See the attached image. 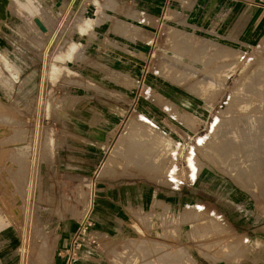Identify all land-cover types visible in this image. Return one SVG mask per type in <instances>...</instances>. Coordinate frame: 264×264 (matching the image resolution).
Returning a JSON list of instances; mask_svg holds the SVG:
<instances>
[{"label":"rangeland","instance_id":"rangeland-1","mask_svg":"<svg viewBox=\"0 0 264 264\" xmlns=\"http://www.w3.org/2000/svg\"><path fill=\"white\" fill-rule=\"evenodd\" d=\"M55 1L30 0L32 14L24 9L27 0H9L20 18L9 17L6 25L18 33L12 40H25L24 52L19 47L10 54L11 63L0 50V67L29 63L32 71L21 87L38 89L28 115L16 114L0 97V175L10 185L4 211L0 195V236L13 242L10 251L8 240L0 244V258L18 264L28 180L35 183L25 264H56L65 225L92 211L96 179L147 178L170 189L165 202L157 197L115 239L91 227L86 233L113 241L104 246L114 264H227V257L233 264H242L243 257L257 264L262 251L245 243L241 229L232 238L224 218L233 213L241 219L244 208L247 220L264 211V0H180L183 10H170L153 33L150 16L125 0H63L58 9ZM33 15L47 24V34ZM72 42L78 45L73 58L56 60ZM151 43L148 61L136 64L137 47ZM54 63L62 67L57 75ZM83 76L96 81L87 90L106 95L95 106L122 110V122L108 134L96 179L54 180L45 173L55 146L50 126L59 120L55 106L60 89L72 86L79 93ZM191 149L194 167L199 164L193 174L186 158ZM86 243L90 249L77 257L95 252L97 242Z\"/></svg>","mask_w":264,"mask_h":264},{"label":"crops","instance_id":"crops-1","mask_svg":"<svg viewBox=\"0 0 264 264\" xmlns=\"http://www.w3.org/2000/svg\"><path fill=\"white\" fill-rule=\"evenodd\" d=\"M29 1L27 0V3L23 4L24 9L34 14V8L30 7L31 3ZM126 1L136 6L139 5L140 10L150 16L152 23H150L151 27L149 28L152 33L154 32L153 30H156V21L159 24V22L166 19L171 14L170 10H183L180 0H138V4L136 1ZM9 17L19 19L20 14L15 7L10 6L9 0H0V50L6 54L7 58L10 54L14 55L19 50V47L22 48L19 51L24 52L21 44L25 42L22 37L21 44L15 39L12 40V36H18V33L15 32L16 29L14 27H7L6 21ZM33 18H39V16L33 15ZM139 46L136 51V64L143 62L142 60L144 62L148 61L152 51V43L150 45L140 44ZM9 59V62L13 63L10 57ZM18 62L20 61L17 60L15 62L16 68L12 67L11 63H8L9 70L5 69V67H0V97H2L4 103L12 104L16 114L28 115L32 104L31 100L35 98L38 84L35 78L37 86L31 91H28L29 88L24 89L21 87L23 79L32 71V65ZM17 68H20L19 71H17ZM37 68H39L38 72L40 71L41 75L42 66H38L37 63ZM93 82L96 81L83 76L79 84L84 85V87H78L79 93H75L72 86L60 89L61 96L60 100L58 99L59 101H57V104L60 105L55 106L59 120L50 126V129L55 132V146L52 149L53 159L46 166L45 176L49 175L54 180L58 177H62L65 180L92 181L96 179L95 175L105 154L106 139L108 134L122 122L119 115L123 116V111L105 107L102 109L95 106L96 102L106 98V95L87 90L86 85ZM102 82L105 81L102 80ZM65 84H71V81H65ZM132 89L131 87L130 90ZM1 142H11V139H3ZM95 181L96 185L90 186L97 189V196L94 199L95 204L92 211L86 221L71 222L65 225L59 237L56 264H114L110 257L111 251L108 250V252L104 246L113 241L103 243L104 240L100 238H98L99 241H96V238H91L94 242H97V247L94 249L95 252H89L90 255L86 257H77L76 254L71 255L67 251L71 247L81 224L89 222L96 233L105 234L109 236V239L112 237L115 239L123 227H129L130 222L134 220L133 218L139 212L145 214L150 211L157 197L162 196L161 200L164 202V199L167 200L170 197L169 188L154 185L147 178L120 183L105 179H96ZM9 189L8 178L1 174V211H4V199L5 202H8ZM231 204L234 206L238 205L232 201ZM244 211L245 215L237 220L233 219V213L227 214V217L224 218L226 219L225 222L227 227L232 230V238L234 233H238V230L241 229L242 232L240 234L243 235L242 238L245 239V243L247 245L254 244L259 250L261 249L263 256H257V264H264V211L257 213L255 216L252 215L253 219L249 220L246 219V215L249 212L245 208ZM13 212H16L15 209H13ZM242 219H245L244 222L242 221L243 223L241 222ZM97 236L99 237V235ZM7 240L9 249L13 242L10 241L8 236H0V244L3 245ZM1 248L3 249L4 246ZM8 249L3 253L5 254ZM250 259L251 257H243L242 264H253ZM227 260L229 262L227 264H231L233 258L227 257ZM0 264H9V262H7L6 257L2 256Z\"/></svg>","mask_w":264,"mask_h":264},{"label":"bare ground","instance_id":"bare-ground-1","mask_svg":"<svg viewBox=\"0 0 264 264\" xmlns=\"http://www.w3.org/2000/svg\"><path fill=\"white\" fill-rule=\"evenodd\" d=\"M75 3V2H74ZM55 7L58 9V8H60L62 5H63V0H56L55 1ZM68 12V11H67ZM66 16H67V14H66ZM65 18V17H64ZM35 19V18H34ZM43 25H44V27L46 28V31H42V30H40L43 34H47V32H48V30H47V27H46V25L47 24H45V22H42L39 18H37ZM91 20H88V21H86V27H88L89 28V26L91 25V22H90ZM35 23V22H34ZM36 24V23H35ZM37 25V24H36ZM38 27V26H37ZM39 28V27H38ZM59 30V29H58ZM82 32H84V30L82 29L81 30ZM57 32V31H56ZM79 32V31H78ZM54 36V35H53ZM53 41V40H52ZM78 45H77V43H74V42H72L71 43V45L69 46V47H67L68 49H67V51L64 53V51L66 50H64L63 51V53H61L60 52V54H58L56 57H55V59L56 60H59V61H69V60H71L73 57V54H74V51H75V49H76V47H77ZM78 48V47H77ZM78 57V56H77ZM197 58V57H196ZM60 69H62V67L61 66H59V65H57L56 63H54V64H52V66H51V70H52V72L54 73V74H58L59 73V71H60ZM179 70V69H178ZM209 72V71H208ZM212 72V71H211ZM206 74H208V73H206ZM210 74V73H209ZM176 77H177V75H175ZM180 76V75H179ZM208 76V75H207ZM56 77V76H55ZM51 80H52V78H50ZM53 79H55V78H53ZM200 81V80H199ZM202 82V81H201ZM45 85L44 84H42V86H41V94L43 93L42 92V90H43V87H44ZM261 96V95H260ZM260 99H263V96L260 98ZM38 101H40L39 102V104L41 103V98H40V100H38ZM168 102V101H167ZM41 105V104H40ZM171 106V105H170ZM174 108H172V110H173ZM171 115V114H170ZM175 116H176V114H175ZM178 116V115H177ZM179 117H182V116H179ZM147 121H149V122H147V123H149V124H151L152 123V121L149 119V118H147L146 119ZM250 120V119H249ZM216 123V120H215V122L211 125V127H210V129L212 128V126L214 125ZM148 124V125H149ZM39 124H38V121H37V131H36V135H35V140L37 141L38 139H39V136H40V130H39V128L41 127H39L38 126ZM152 126V125H151ZM154 126V125H153ZM152 126V127H153ZM156 128V127H155ZM143 133V132H142ZM161 133H163V132H161ZM160 132H159V134H161ZM140 135V134H139ZM151 137V136H150ZM136 138V137H135ZM140 138V137H139ZM137 140V139H136ZM39 141V140H38ZM163 141H166V140H163ZM167 142V141H166ZM165 142V143H166ZM38 143V142H37ZM36 143V144H37ZM162 143H164V142H162ZM36 144H35V148H36ZM168 144V143H167ZM166 145H164L163 144V147H165ZM168 146H170V144H168ZM161 149V148H160ZM165 150V149H164ZM168 151H169V147L164 151V153H162V154H167L168 153ZM175 153V152H174ZM34 154H35V152H34ZM176 155V154H175ZM37 158V157H36ZM175 158V157H174ZM186 158H188V164L190 165V167H191V169H190V171L192 172V174L195 172V167H199V164H197V162H196V164L198 165H196L195 167H194V164H193V162L195 163V161H194V159H195V156H194V152H193V150L191 149V152L188 154V157H186ZM32 164H33V162H32ZM33 167V166H32ZM32 173H33V170H32ZM191 174V175H192ZM34 176V175H33ZM31 178H33L32 177V175H31ZM193 178V177H192ZM35 182H33V179H30V180H28V185H27V202H26V205H25V213L22 215V218H21V220H22V235H21V250H20V254H19V259H18V264H25V259H26V257H27V253H26V246H27V241L29 240L28 239V231H29V220L31 219V217H30V213H31V210H30V203H29V200H30V198H31V196H32V194H33V192H32V190H33V184H34ZM93 206H94V204L91 206L92 208H93ZM91 208V209H92ZM90 211V210H89ZM16 217H17V220H18V214L16 215ZM30 218V219H29ZM10 219H12V218H10ZM11 221V220H10ZM13 222V221H12ZM31 228H33V227H31ZM34 229V228H33ZM33 233V232H32ZM32 240V239H31ZM30 241V240H29ZM245 245V244H244ZM256 248V247H255ZM258 248V247H257ZM46 249V248H45ZM221 250V249H220ZM261 250V249H260ZM257 251H258V249H257ZM219 252V251H218ZM210 253V252H209Z\"/></svg>","mask_w":264,"mask_h":264},{"label":"built area","instance_id":"built-area-1","mask_svg":"<svg viewBox=\"0 0 264 264\" xmlns=\"http://www.w3.org/2000/svg\"><path fill=\"white\" fill-rule=\"evenodd\" d=\"M90 212H91V210L89 211L87 217H85L86 219L90 215ZM86 219H85V221H86ZM90 227H92V224L89 223V222H85V223L81 224V226L78 229V232H77L75 238L72 241L71 247L67 250L68 252H70L71 255H75L76 252H79L83 248L87 249V250L90 249V248H88L89 246L86 243L88 241L92 242V240L89 238V236L88 237L86 236V233H87V231L89 230Z\"/></svg>","mask_w":264,"mask_h":264},{"label":"water","instance_id":"water-1","mask_svg":"<svg viewBox=\"0 0 264 264\" xmlns=\"http://www.w3.org/2000/svg\"><path fill=\"white\" fill-rule=\"evenodd\" d=\"M34 22L37 24L40 30L46 31V28L44 27V25L37 18L34 19Z\"/></svg>","mask_w":264,"mask_h":264}]
</instances>
